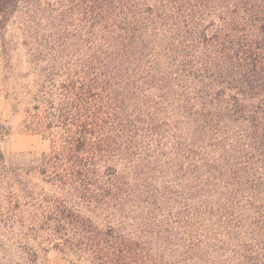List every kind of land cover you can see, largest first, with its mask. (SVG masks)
Wrapping results in <instances>:
<instances>
[{
    "label": "trees",
    "instance_id": "16d2710c",
    "mask_svg": "<svg viewBox=\"0 0 264 264\" xmlns=\"http://www.w3.org/2000/svg\"><path fill=\"white\" fill-rule=\"evenodd\" d=\"M14 27L52 150L0 151V264H264V0H0Z\"/></svg>",
    "mask_w": 264,
    "mask_h": 264
},
{
    "label": "rangeland",
    "instance_id": "374dc122",
    "mask_svg": "<svg viewBox=\"0 0 264 264\" xmlns=\"http://www.w3.org/2000/svg\"><path fill=\"white\" fill-rule=\"evenodd\" d=\"M53 1L56 2V0ZM8 31L5 40L6 42L9 41L10 44L4 53H2L0 37V151L8 160L13 162L12 164L28 166L31 158H39L49 154L52 150V142L42 134L26 130L25 114L18 112L17 101L14 100L13 94L20 90L22 85L24 86L29 83L34 74L30 79L22 78L30 70L24 64L26 53L21 46V31L15 27ZM4 56L5 60L3 59ZM34 72L36 71H32L31 73ZM180 114L181 118L173 120L174 125L178 129L175 130L173 128L171 132H177L179 136L183 137L182 132L186 133L189 131V138L187 140L195 137L198 138L199 130L195 133L198 129V124L195 123L194 117L183 112ZM3 177L4 175L2 174L0 180H3ZM33 178L36 181L34 175ZM46 246L49 245L46 242L43 243L42 247ZM38 252V264H78L54 249H50L47 252L39 250ZM6 260H17L13 250L6 252Z\"/></svg>",
    "mask_w": 264,
    "mask_h": 264
}]
</instances>
